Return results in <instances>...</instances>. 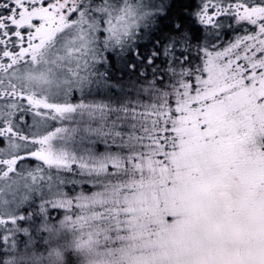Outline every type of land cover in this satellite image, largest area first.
<instances>
[{
    "label": "snow or ice",
    "instance_id": "obj_1",
    "mask_svg": "<svg viewBox=\"0 0 264 264\" xmlns=\"http://www.w3.org/2000/svg\"><path fill=\"white\" fill-rule=\"evenodd\" d=\"M0 264H264V0H0Z\"/></svg>",
    "mask_w": 264,
    "mask_h": 264
}]
</instances>
